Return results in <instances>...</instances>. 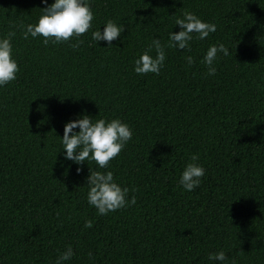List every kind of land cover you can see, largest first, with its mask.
I'll list each match as a JSON object with an SVG mask.
<instances>
[{
  "label": "trees",
  "instance_id": "trees-1",
  "mask_svg": "<svg viewBox=\"0 0 264 264\" xmlns=\"http://www.w3.org/2000/svg\"><path fill=\"white\" fill-rule=\"evenodd\" d=\"M88 2L92 28L45 45L20 25L47 5L0 0V36L15 31L19 66L0 87V264H54L69 245L64 264H217L208 255L221 250L227 264H264V0ZM185 10L216 31L190 50L166 48L159 74H137L134 60L179 31ZM108 20L121 36L93 42ZM219 43L230 55L208 75L202 57ZM78 114L131 127L106 169L85 161L77 173L64 159V124ZM192 154L206 171L189 192L179 177ZM90 168L112 171L135 203L99 215L86 198Z\"/></svg>",
  "mask_w": 264,
  "mask_h": 264
},
{
  "label": "clouds",
  "instance_id": "clouds-1",
  "mask_svg": "<svg viewBox=\"0 0 264 264\" xmlns=\"http://www.w3.org/2000/svg\"><path fill=\"white\" fill-rule=\"evenodd\" d=\"M47 5L42 8V13L35 24L28 23L20 25L23 37L27 39L43 37V43L49 41L53 44L62 43L70 37H80L92 28L94 13L88 0H42ZM175 25L180 26L179 31H171L165 43L159 38H154L148 45V50L141 53L134 60V71L137 74L154 73L159 74L164 66L166 48L190 50L193 39L204 40L210 33L216 31V24L207 22L198 17L195 13L185 10L182 17H177ZM124 26L108 20L103 25V30L91 32L93 42L105 41L112 45V41L121 36ZM15 31L0 36V87L8 84L17 78L19 66L13 56L12 37ZM82 40H77L71 46L78 48ZM155 50V55L151 51ZM219 55L229 56L228 47L223 43L210 45L202 63L207 66V74L214 75L216 67L214 62ZM187 63H193L191 55L186 57ZM79 128V131L74 129ZM60 137V136H59ZM133 137L131 127L122 122L119 118L106 120L105 118L95 119L88 114H78L77 118L70 119L64 124L63 136L60 137L61 149L64 159L70 160L77 165V173L82 171L80 165L85 161H95L97 169H106L109 161L115 158L126 143ZM61 151V150H60ZM59 151V152H60ZM198 157L192 154L179 177V185L185 191L191 192L198 187L201 177L205 175V168L195 163ZM87 191V202L96 209L99 215H106L135 203V197L128 198L129 188L121 186L114 179L112 171H100L89 169V175L85 178ZM85 228L91 227V221L85 222ZM74 255L71 245L67 246L55 259L54 264H64ZM91 255V254H89ZM208 259L217 264H227V257L224 251L209 253Z\"/></svg>",
  "mask_w": 264,
  "mask_h": 264
}]
</instances>
